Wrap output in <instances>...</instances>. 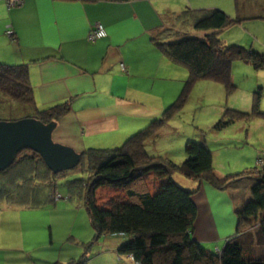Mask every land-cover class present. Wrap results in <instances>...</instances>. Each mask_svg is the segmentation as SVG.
<instances>
[{
  "label": "trees",
  "instance_id": "trees-1",
  "mask_svg": "<svg viewBox=\"0 0 264 264\" xmlns=\"http://www.w3.org/2000/svg\"><path fill=\"white\" fill-rule=\"evenodd\" d=\"M234 1L239 8L243 0ZM244 21L239 13L231 18L220 9H187L177 14L168 26L157 30L151 38L155 46L189 71L180 94L160 116L129 136L120 147L89 148L82 152L74 169L78 168L86 177L64 183L70 195L75 192L83 200L96 236L120 237L117 255L128 256L135 264H264V253L260 252L262 256H259L252 242L245 244L251 239L245 229L256 223L259 226L255 244L261 247L264 238V155L260 170L255 167L222 179L214 172L213 154L204 138L187 139L185 159L181 163L150 155L146 148V142L177 116L196 82L219 83L229 94L236 88L230 73L233 61L241 60L264 70V51L225 44L219 37L223 30ZM261 97L259 87L253 93L250 113L225 109L213 130L254 117L264 118L260 112ZM70 111V101L38 108L28 65L0 62V121L35 118L44 124L58 123ZM63 173L53 174L38 154L23 151L9 168L0 172V206L39 208L53 203ZM175 174L220 191L227 190V184L255 180L250 198L235 210L236 231L225 240L219 254L194 239L197 207L192 198L199 188L185 189L174 180ZM150 176L156 181H150ZM103 188L113 190L114 194L98 202L96 192Z\"/></svg>",
  "mask_w": 264,
  "mask_h": 264
},
{
  "label": "crops",
  "instance_id": "crops-1",
  "mask_svg": "<svg viewBox=\"0 0 264 264\" xmlns=\"http://www.w3.org/2000/svg\"><path fill=\"white\" fill-rule=\"evenodd\" d=\"M247 1L252 5L246 7ZM214 8L231 18L239 13L245 21L264 16V1L259 0H243L239 8L234 0H24L14 9L0 1V62L28 65L38 108L70 101L71 111L57 123L52 135L59 144L82 153L89 149L82 143L85 136H110L118 145L160 116L189 76L184 65L161 53L152 36L184 10ZM96 24L103 27L106 36L92 42L88 34ZM239 25L231 29L238 30ZM258 28L256 36L262 48L264 28ZM7 30L12 35L8 36ZM243 30L246 27L241 35ZM224 33L227 29L219 35L223 43L242 44L240 40L228 41ZM166 153L171 157L172 153ZM185 179L194 188L192 180ZM197 188L193 237L203 245L222 242V246L208 247L220 251L236 231L235 210L249 194L240 200L235 197L238 191L229 193L232 198L225 199L227 194H223L220 204L224 211L218 216L209 199L214 201L227 192L219 193L206 183ZM21 224L19 218L16 225ZM10 235L11 231L3 235L0 231V264H35L33 253L22 246V238L8 239ZM121 241L117 239L116 254ZM121 257L135 264L128 256Z\"/></svg>",
  "mask_w": 264,
  "mask_h": 264
},
{
  "label": "rangeland",
  "instance_id": "rangeland-1",
  "mask_svg": "<svg viewBox=\"0 0 264 264\" xmlns=\"http://www.w3.org/2000/svg\"><path fill=\"white\" fill-rule=\"evenodd\" d=\"M250 5H252L250 1H247L246 7ZM243 23L244 25H241L242 23L239 25L238 30L228 28L224 37L228 41L240 40L242 41L240 46L262 53L264 46L260 48L261 40L259 37L257 39L258 32L256 30L259 29L258 26L264 28V16L258 20H248ZM244 27L247 30H243L244 34L241 35V30ZM230 73L232 83L236 88L229 94L225 87L219 83L210 80L196 82L177 116L173 117L155 138L146 142L148 153L154 152L150 155L170 158L176 163H181L185 159L181 154H184V144L187 139L200 141L201 138H204V142L213 154L214 172L217 171L222 179L255 167L260 170L263 167L262 158L264 155V118L254 117L238 121L219 131L213 130V126L218 122L225 109L250 113L253 93L259 87L262 94L260 112L264 113V70L255 69L249 63L235 60L231 65ZM176 98L171 103L169 102V105ZM52 138L54 142H58L56 136H52ZM103 140L104 142H102ZM124 141L115 145L110 136H85L82 138L83 145L102 149L120 147ZM158 150H160L159 153ZM167 150L172 153L171 157H167ZM259 155L260 158H258ZM85 177L86 175L78 168L65 171L58 181V196L53 203L48 205L39 208L1 205V234L11 231L8 239L22 238L24 242L22 246L33 253L34 256L31 259L36 260L35 264H69L80 259H86L84 263L80 264H128L127 260L117 255L114 249L117 239L119 240L120 237L96 236L83 200L75 192L70 195L71 193L64 185L66 181ZM173 178H177V181L183 183L185 189L188 190H196L199 185L198 182L191 179L195 184L194 188H191L190 184L185 182L186 177L180 174H175ZM149 180L156 181L151 176ZM252 182L251 179H243L237 184L238 187L233 188L235 184L232 183L231 185L227 184L225 191L216 190L219 193H227H220L214 201L209 199L213 213L222 216L224 209L220 202L223 194H227L224 196L225 199L226 197L232 198L229 193L238 191L235 195L237 200H240L245 194H249V199L250 190L255 180L253 179ZM149 187L152 191V186L149 185ZM112 194H114L113 190L99 189L96 192V199L98 202H103ZM69 195L70 198H68ZM19 218L22 224L16 225V223L19 224ZM258 226L256 223L245 229L251 238H248L245 244L252 242V246L256 248L254 252L262 256L260 252L264 253V238L260 242L261 247L256 245L258 238L255 233ZM217 243L222 246V242L218 241H209L205 245L215 248ZM214 252L219 254V250H214Z\"/></svg>",
  "mask_w": 264,
  "mask_h": 264
},
{
  "label": "water",
  "instance_id": "water-1",
  "mask_svg": "<svg viewBox=\"0 0 264 264\" xmlns=\"http://www.w3.org/2000/svg\"><path fill=\"white\" fill-rule=\"evenodd\" d=\"M56 127L57 122L44 124L35 118L0 121V172L9 168L26 150L38 154L53 174L76 168L81 153L53 141Z\"/></svg>",
  "mask_w": 264,
  "mask_h": 264
},
{
  "label": "built area",
  "instance_id": "built-area-1",
  "mask_svg": "<svg viewBox=\"0 0 264 264\" xmlns=\"http://www.w3.org/2000/svg\"><path fill=\"white\" fill-rule=\"evenodd\" d=\"M0 1L4 2L8 9H13L15 7H18L24 2V0H0ZM6 34L8 36H10V35H12V32L10 30H7ZM105 36H106V33H105V30L103 29V27L99 24H96V25H94V27L89 32L88 40L93 42L97 39H102ZM120 67L122 70H124L122 64H120Z\"/></svg>",
  "mask_w": 264,
  "mask_h": 264
}]
</instances>
